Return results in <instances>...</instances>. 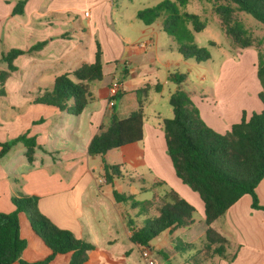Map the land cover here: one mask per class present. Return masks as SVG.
<instances>
[{"label": "crops", "instance_id": "0c3cea01", "mask_svg": "<svg viewBox=\"0 0 264 264\" xmlns=\"http://www.w3.org/2000/svg\"><path fill=\"white\" fill-rule=\"evenodd\" d=\"M83 6L92 11L88 16L85 11L78 21ZM14 7V0H0V54L14 48L29 50L39 42L47 44L15 60L17 70L11 73L4 93L0 94V143L24 134L37 143L33 162H29L22 142L13 145L0 159V212H13L12 199L19 194L38 196L44 215L58 227L95 245L86 264H148L150 260L155 264H264V210L252 207L250 195L242 197L212 225L230 243L226 258L202 253L207 244L204 203L198 193L177 177L167 154L163 120L170 118L171 112L163 114L154 108L155 121L148 120L147 106L152 107L164 98L170 100L177 90L164 96L163 85L157 78V64L163 58L151 50L155 44L153 33L145 41L148 47L143 49L112 23L109 26L113 0H27L23 15H13ZM99 26L104 30L100 37ZM146 34L143 30L142 35ZM97 41L103 51L104 78L90 83L93 99L80 115L72 113V100L66 111L33 103L38 94L53 87L56 77L94 62ZM163 64L167 69L172 66L171 62ZM3 70H7L6 63L0 64V72ZM116 78L121 79V91H135L147 85L152 89L144 101L143 140L117 149V160L107 165H119L120 169L125 163L137 169L145 166L152 175L153 186L168 184L196 208L202 216L201 229L196 228L195 222L167 230L148 247L131 242L129 220L121 212L124 201L115 198V192L125 196L123 175L108 182L106 176L97 174V156L88 153L93 137L107 129L112 119L109 87ZM155 85H161V89L157 91ZM222 112L229 116L228 124L223 125L225 132L243 116L242 109ZM210 124L215 127L214 122ZM130 146L134 147L133 154L127 150ZM110 152L104 156L105 162ZM100 167L105 169L103 164ZM256 192L264 207V180ZM19 220L21 237L27 242L22 260L44 261L51 249L33 230L25 213H20ZM134 249L139 258L131 263L127 258L134 254ZM146 250L148 259L143 255ZM70 260L71 254L57 255L47 264H69Z\"/></svg>", "mask_w": 264, "mask_h": 264}, {"label": "trees", "instance_id": "16d2710c", "mask_svg": "<svg viewBox=\"0 0 264 264\" xmlns=\"http://www.w3.org/2000/svg\"><path fill=\"white\" fill-rule=\"evenodd\" d=\"M186 1L180 0L181 4ZM211 1L223 29L233 43L240 48L252 46L254 40L246 35L235 14L244 12L264 24V0ZM26 3L27 0H19L13 9V15H23ZM164 11L169 13V17L165 20L163 30L171 36L176 37V27L183 17L193 24L196 32L206 27L199 15L185 13L182 16L170 2L140 11L138 17L146 25H150ZM46 44L47 41L39 42L29 50L14 48L0 54V64H7V70L0 72V94L4 93L11 73L17 70L15 60L21 55L43 49ZM179 52L185 57L194 56L197 60L210 57L205 50L193 46L182 45ZM172 77L177 79L179 88L169 100L173 117L163 120L167 152L177 177L198 193L204 203L207 244L202 253L205 256L226 258V247L230 243L213 228V223L245 195L253 198L254 209L264 210L259 204L256 192L258 185L264 180V109L253 112L249 118L243 111L240 122L233 124L224 134L217 133L203 121L200 110L189 95L180 90L185 76ZM257 77L261 85L258 98L264 105V55H259ZM103 78V51L97 41L94 62L83 64L72 72L56 77L53 87L38 94L33 103L66 111L72 100V113L80 115L93 99L90 83L102 81ZM154 87L157 91L161 89V85ZM150 89L152 86L147 85L135 91H120L109 99L114 101L113 116L107 129L91 140L88 148L90 156L104 157L109 151L143 140L144 101ZM18 142L26 146V156L29 162H33L37 143L35 138L25 134L0 143V159ZM105 170L108 182L122 176L119 165H106ZM115 198L118 201H128L133 196L126 197L115 192ZM12 201L15 206L13 212H0V264H12L16 261L21 264H47L57 255L64 254H71L69 264H86L91 260L95 245L76 237L70 230L58 227L44 215L39 208L38 196L19 194ZM146 207L154 209L156 215L151 216L146 210L142 213L146 219L140 227L132 220L128 221L130 240L139 246L148 247L163 232L195 223L196 208L173 189L162 198L148 201ZM20 213L27 215L33 230L51 249V255L44 261L27 263L22 260L27 242L21 237Z\"/></svg>", "mask_w": 264, "mask_h": 264}, {"label": "rangeland", "instance_id": "374dc122", "mask_svg": "<svg viewBox=\"0 0 264 264\" xmlns=\"http://www.w3.org/2000/svg\"><path fill=\"white\" fill-rule=\"evenodd\" d=\"M18 1L14 0L15 5ZM113 2L112 19L107 22L110 23L109 26L112 23L137 44L145 43L150 38V33H153L151 38L152 43L155 44L151 45V50H156L159 57L163 58V62L159 61L157 64L159 67L157 78L163 85L165 97L179 88L177 79L172 76L184 75L185 79L180 84V90L189 95L194 105L200 110L206 125L220 134L225 133L223 125L228 124L226 121L229 118L227 115L223 116L222 110L225 112L226 109H236V111L242 109L249 118L253 112L264 109V105L258 98L261 85L257 77L259 55H264V24L244 12H237L235 18L245 29L246 35L254 40L252 46L240 48L226 34L211 0H187L185 4H181L180 0H113ZM163 2L175 5L182 16L185 13L199 15L201 21L206 24L205 29L196 32L193 24L183 17L178 22L176 37H174L163 30L165 20L169 17L167 11L162 12L150 25H146L138 17L140 11L155 8ZM85 11L91 12L92 9L83 6L82 13L77 16L78 21H81ZM143 30L147 31L146 36L142 35ZM103 34L104 30L99 26L97 36L100 37ZM182 45L203 49L210 57L201 60H197L194 56L185 57L179 52ZM165 62H171L172 66L167 69L163 64ZM147 108L148 120L151 122L155 121L154 108H158L163 114L171 112L170 118L173 117L172 107L167 98ZM212 122L215 123V127L210 124ZM217 124L221 125V128H217ZM133 148L128 147L130 154H133ZM116 152L117 149L112 150L106 162L104 157L97 156L96 164L100 166L103 164L105 167L107 164L114 163L113 159L117 160ZM100 166L97 174L106 176V170ZM136 169L131 163H125L122 166L125 196H133V198L124 201L121 212L125 214L127 220H132L137 225L146 219L142 214L146 210L151 216L156 215L154 209H147L146 203L164 197L171 187L165 183L153 186L152 175L148 169L145 166ZM137 173H141L142 176ZM194 218L196 228L201 229L202 216L198 211ZM127 244L129 243L125 241V246ZM138 256V251L134 249V254L127 259L132 263L139 258Z\"/></svg>", "mask_w": 264, "mask_h": 264}, {"label": "built area", "instance_id": "2783aa9c", "mask_svg": "<svg viewBox=\"0 0 264 264\" xmlns=\"http://www.w3.org/2000/svg\"><path fill=\"white\" fill-rule=\"evenodd\" d=\"M86 15H89V12H86ZM138 46L140 48L146 49L148 47V43H140L138 44ZM122 90V83H121V79L116 78L113 80V82L111 83L110 87H109V99L115 97L120 91ZM110 105L113 106L114 105V101H110ZM100 182H105V180H100ZM144 257L146 259H148L149 256V251L146 250L143 253ZM148 264H155L153 260L148 261Z\"/></svg>", "mask_w": 264, "mask_h": 264}]
</instances>
